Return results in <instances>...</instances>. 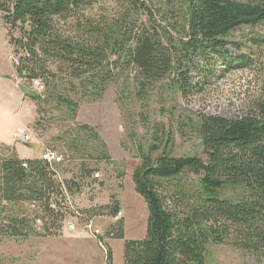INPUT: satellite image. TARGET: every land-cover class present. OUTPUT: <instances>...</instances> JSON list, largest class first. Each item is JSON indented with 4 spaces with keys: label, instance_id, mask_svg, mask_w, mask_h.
Listing matches in <instances>:
<instances>
[{
    "label": "trees",
    "instance_id": "obj_1",
    "mask_svg": "<svg viewBox=\"0 0 264 264\" xmlns=\"http://www.w3.org/2000/svg\"><path fill=\"white\" fill-rule=\"evenodd\" d=\"M95 3L0 0L2 24L18 57L17 75L26 74L28 79L45 83L42 95L28 96L37 103L44 97V104H54L59 117L72 123L79 103L60 94L59 82L65 81L71 91L82 89L83 99L95 101L120 80L116 72L129 71L140 100L147 99L152 87L165 81L171 92L175 89L187 98L202 90L201 82H192V70L203 81L215 76L216 62L226 72L248 68L251 59L247 55L233 57L226 38L243 26L264 24V0H130L135 11L147 9L148 13L144 28L137 34L136 27L127 25L125 15L112 22L87 19L83 23L78 18L74 30L69 28V20ZM151 21L152 27L147 24ZM251 42L261 44L256 39ZM233 46L241 50L240 44ZM195 57L204 65L193 68ZM51 66L59 73H52ZM50 112L38 110L37 115ZM73 125L53 139L65 148L64 161L53 168L40 159L0 161V210L7 213L0 219V235L26 240L35 234L37 221L59 222L65 216L58 203L62 185L73 195L84 177L96 173L89 167L92 163H112L95 128ZM194 128L207 162L196 156L172 158L165 153L155 158L159 150L155 143L148 150L137 144L141 162L132 181L149 215L145 238L125 242L123 264H207L210 245H228L264 257V100L253 114L241 119L201 116ZM69 168L73 178L60 182L57 175ZM187 174L196 177V182L184 185L182 179ZM227 190L239 194L233 199L226 196ZM53 202L59 206L57 213L50 208ZM3 203L37 206L46 213L47 221L39 215H8L10 210ZM87 211L92 216L116 218L121 207L113 198L111 205ZM109 231L112 239L125 240L122 219ZM106 264H113L109 248Z\"/></svg>",
    "mask_w": 264,
    "mask_h": 264
},
{
    "label": "rangeland",
    "instance_id": "obj_2",
    "mask_svg": "<svg viewBox=\"0 0 264 264\" xmlns=\"http://www.w3.org/2000/svg\"><path fill=\"white\" fill-rule=\"evenodd\" d=\"M146 14L147 9L135 11L130 0H96L95 4L83 9L77 18L69 20L67 24L74 30L78 18L83 23L87 19L112 22L125 15L127 25L136 27L134 32L137 34L138 30L145 26ZM156 20H161L158 13ZM147 24L152 27L154 21ZM19 35L18 32L14 34L15 38ZM178 35L175 34V37ZM254 39L261 44L253 45L251 41ZM226 40L229 43L227 47L229 53L233 57L247 55L251 59V65L248 68L226 72L221 63L216 62L215 76L203 81L199 80L196 71L192 70L190 74L192 82H201L202 90L187 98L175 89L171 92L168 82L165 81L152 87L147 99L140 100L129 71L116 72L119 73L120 80L109 85L106 92L95 101L89 97L83 99L82 89L71 91L65 81L59 82L61 85L59 87L63 91L60 94L79 103L76 121L72 123L59 117V112L53 109L54 104H44L42 102L44 97L37 103L28 96L32 93L40 94L29 85L28 80L27 83H23L17 75L14 58L18 57L13 54L14 48L9 46L8 34L2 24L0 13V161L19 156L35 158L40 155V148L53 149L65 159V148L53 139L61 137L64 131L74 127V123L95 128L108 147L112 163L101 162L96 165L92 163L89 166L95 172H99L101 178L99 181H92L90 176L84 177L79 191L73 196V203L84 214L88 213L86 209L91 203L103 207L111 205L113 198L118 201L121 207L119 216L113 218L101 215L97 218L96 225L105 237H108L111 225L122 219L125 230L126 223L125 240L116 242L119 248L115 246V262L123 264L125 242L145 238L149 215L147 204L135 192L132 181L133 171L141 162L137 144L148 150L155 143L159 147L155 158L165 153L172 158L196 156L207 162L201 140L194 128L199 118L218 116L228 120L241 119L253 114L257 104L264 100V24L238 28ZM234 43L240 44L241 50L233 46ZM203 65L199 58L193 59V68ZM51 71L59 73L56 66H51ZM12 83L16 84L15 87L18 89H15L19 96L10 89L14 86ZM42 83L45 84L43 80ZM22 102L24 104L21 106ZM38 110L51 112L37 115ZM146 119L148 121H145ZM36 120L39 121L38 124H35ZM22 127L27 128L32 136L33 142L30 145L16 143L12 139L14 132L25 130ZM69 170L70 168L68 171H60L62 180L73 178L74 175ZM74 173L79 175L76 170ZM196 180L192 174H187L182 179L183 184L187 186ZM238 194L239 192L226 191V196L233 199ZM2 206L10 210L8 215L11 213L16 217L39 215L41 219L44 217V221H47L46 213L32 204L10 206L3 203ZM71 211L69 208L67 213ZM1 212L0 210V219L7 217L6 211ZM61 221L62 219L55 224L37 221L34 225L35 234L26 240L10 239L0 235V264H103L105 252L97 240L82 231L67 232L59 224ZM207 264H264V257L228 245H210Z\"/></svg>",
    "mask_w": 264,
    "mask_h": 264
},
{
    "label": "built area",
    "instance_id": "obj_3",
    "mask_svg": "<svg viewBox=\"0 0 264 264\" xmlns=\"http://www.w3.org/2000/svg\"><path fill=\"white\" fill-rule=\"evenodd\" d=\"M14 64L16 67L19 66V62L18 59L14 58ZM26 74H24V76L19 77L20 80L23 83H28L29 85L39 94H42L45 90V87L42 83L41 80L38 79H28V77ZM13 140L16 143H21L23 145H30L31 142H33L32 136L26 131V130H18L14 133L13 135ZM40 160L45 162L46 164H48L51 168H53L55 165L60 164L64 161V158L61 157L59 154H57L53 149H44L42 151ZM101 178V174L99 172L93 173L91 176V180L92 181H99ZM57 179L60 182L62 181L61 176L58 174L57 175ZM73 196H75V194L71 195L69 194V192L66 190V188L64 187V185H62V195L60 196V198L58 199V203H60V205H62V212L65 213V216L62 218L61 221V225L62 227H64V230H66L69 233H77L79 231H82L83 233H86L88 235H90L91 237L95 238L99 244V246L102 247V249L105 252V261L104 264H106L107 262V249H108V245H107V240L108 239H112L113 234H110V236L105 237L104 233L102 232V230L99 228L98 225H96L97 222V218H99V216H92L88 213H82L81 211H79L73 203ZM97 204L96 203H91L90 207H87L89 210L90 208H97ZM50 208L54 211V212H59V206H57V203L53 202L50 205ZM69 208H71V212L67 213ZM64 209V210H63ZM68 215H71L68 217ZM78 222L80 224H78ZM107 246V247H104Z\"/></svg>",
    "mask_w": 264,
    "mask_h": 264
},
{
    "label": "crops",
    "instance_id": "obj_4",
    "mask_svg": "<svg viewBox=\"0 0 264 264\" xmlns=\"http://www.w3.org/2000/svg\"><path fill=\"white\" fill-rule=\"evenodd\" d=\"M12 84H14V86H11L10 87V89H12V91L13 92H15L16 93V96H19V94H18V91L16 90V89H18L17 87H15V83H12ZM16 88V89H15ZM18 94V95H17ZM21 104V106L24 104V102H22V103H20ZM23 129H25L27 132H28V129L27 128H24V127H22ZM15 133V132H14ZM14 135V134H13ZM13 135H12V139H13ZM43 149L44 148H40V155L39 156H37V157H35V158H20V156H19V154L17 153V155L19 156V158L21 159V160H33V159H39L40 157H41V154H42V151H43ZM125 236H126V223H125ZM118 240H116V239H108L107 240V245H108V248L110 247L111 248V252H112V259H113V264H116V262H115V246H117L118 248H119V245L117 244L116 245V242H117ZM121 241V240H120ZM103 259H105V257H103ZM105 261V260H104ZM103 264H104V262H103Z\"/></svg>",
    "mask_w": 264,
    "mask_h": 264
}]
</instances>
